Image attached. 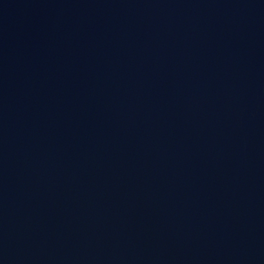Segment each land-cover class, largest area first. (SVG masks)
Masks as SVG:
<instances>
[{"label":"water","instance_id":"water-1","mask_svg":"<svg viewBox=\"0 0 264 264\" xmlns=\"http://www.w3.org/2000/svg\"><path fill=\"white\" fill-rule=\"evenodd\" d=\"M0 264H264V0H0Z\"/></svg>","mask_w":264,"mask_h":264}]
</instances>
